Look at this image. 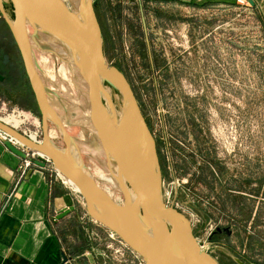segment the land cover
Here are the masks:
<instances>
[{"label":"rangeland","instance_id":"374dc122","mask_svg":"<svg viewBox=\"0 0 264 264\" xmlns=\"http://www.w3.org/2000/svg\"><path fill=\"white\" fill-rule=\"evenodd\" d=\"M63 1L73 9L72 0ZM108 1L93 0L105 58L126 74L155 137L165 203L190 219L194 235L218 264H264V25L259 13L247 1L191 9L113 0L123 7V17L116 21L111 12H104ZM3 4L12 18L11 4ZM27 27L32 57L52 108L88 172L123 204L119 183L104 177H114L115 170L87 118L88 86L79 67L54 51L45 40L49 33L34 35L31 25ZM12 40L0 20V54L17 55L13 69L23 73L27 84ZM155 55L163 68L155 67ZM24 90L15 103L0 96V116L20 111L27 121L22 124L15 116L20 121L16 128L27 127L42 140L31 86ZM114 92L119 109L121 96ZM47 132L59 147L66 146L51 120ZM70 188L85 210L79 190ZM94 221L98 264H143L140 253L108 237V228Z\"/></svg>","mask_w":264,"mask_h":264},{"label":"water","instance_id":"95a60500","mask_svg":"<svg viewBox=\"0 0 264 264\" xmlns=\"http://www.w3.org/2000/svg\"><path fill=\"white\" fill-rule=\"evenodd\" d=\"M8 2L12 6L13 17L9 18L5 13L3 0H0V10L6 17L19 49L40 111L43 136L41 142L36 143L1 119L0 131L48 157L59 174L77 187L88 214L115 231L140 253L143 264H218L212 255L201 248V241L194 235L190 219L163 199L156 140L128 78L105 58L93 0H80L78 11L70 9L63 0ZM28 25L33 28L34 35L39 31L55 35L77 56V66L88 86L90 120L108 161L121 179L125 195L123 204H119L101 188L88 172L74 139L52 108L32 57ZM106 84L116 89L121 96L119 112L116 114L111 110L114 113L111 119L108 118L109 110L103 99L105 97L109 107L114 106V101L103 93ZM49 120L59 127L66 141L65 147H59L51 139L47 132ZM5 145L16 155L22 158L26 156L11 141L6 140ZM34 162L42 167L47 165L38 159ZM74 208L70 202L58 217L67 215ZM165 230H171L177 248H170ZM66 260L63 253V262Z\"/></svg>","mask_w":264,"mask_h":264},{"label":"crops","instance_id":"0c3cea01","mask_svg":"<svg viewBox=\"0 0 264 264\" xmlns=\"http://www.w3.org/2000/svg\"><path fill=\"white\" fill-rule=\"evenodd\" d=\"M236 1L139 0L148 7L175 4L191 9ZM252 1L251 8L259 13L264 25V0ZM0 20L10 31L1 11ZM12 39L15 42L13 36ZM16 48L21 59L17 45ZM17 60V55L6 57L4 53L0 54V96L14 103L19 99L18 95L24 96V86H30L27 74L28 85L24 82L23 73L13 69L12 62ZM5 141L0 136V264H98L99 259L95 258L97 255L93 251L95 221L85 206L84 210L77 204L70 185L50 164L32 167L20 178L18 165L22 157L13 153ZM70 202L74 210L58 217ZM96 226L97 231L102 230L99 225ZM63 253L67 257L65 262Z\"/></svg>","mask_w":264,"mask_h":264},{"label":"bare ground","instance_id":"6f19581e","mask_svg":"<svg viewBox=\"0 0 264 264\" xmlns=\"http://www.w3.org/2000/svg\"><path fill=\"white\" fill-rule=\"evenodd\" d=\"M3 2L4 3H7L8 2V0H3ZM79 6H80V4H79V2L78 1H76V0H72V8H73V10H77V9H79ZM78 11V10H77ZM45 40L47 41V42H49L52 46H53V49H54V51L56 52V53H58V55L59 56H61V58L64 60V61H66V62H68V63H75L76 65H78L79 66V61H78V58H77V56L74 54V52L63 42V41H61V39H59L58 37H56L55 35H52V34H50V35H46L45 36ZM54 52V53H55ZM62 69H64V68H62ZM104 94H106L107 96H109L111 99L112 98H114L113 96H116V94H115V92H114V88L112 87V86H110V85H105V88H104V92H103ZM87 98V97H86ZM103 101L105 102V104H106V107H107V109L109 110V113H108V118H113L114 117V113L112 112V111H114L116 114L119 112L118 110V108L115 106V101H114V106H111V107H109V105L106 103V101H105V97H104V99H103ZM82 105V104H81ZM84 106H86V107H88V111H87V118H89L90 119V102H89V99H87V102H85V104H84ZM112 110V111H111ZM5 123H7V124H9V125H11V126H13L14 128H16L17 126H18V124H19V120H17V119H15V115H10L9 117H2L1 118ZM91 121V120H90ZM87 122V121H86ZM89 122V121H88ZM21 123H23V121L21 122ZM20 123V124H21ZM119 123V122H118ZM120 124V123H119ZM122 125H119V127H121ZM95 137V136H94ZM94 137H92L91 136V138H92V140L94 139ZM82 138V137H81ZM89 138V137H88ZM90 139V138H89ZM32 140H34V139H32ZM62 177V176H61ZM106 179H108V180H113L116 184H118L119 183V186H120V188L121 189H123V187H122V184L120 183V181H121V179H120V177L118 176V173H117V170H116V172H115V174H114V177H111V176H104ZM63 180H65L70 186H74V184L70 181V180H68L67 178H65V177H63ZM119 181V182H118ZM113 182V183H114ZM75 187V186H74ZM75 189H77V187H75ZM78 190V189H77ZM165 232V236L167 235V237H168V240H169V245H170V248H177V241H176V239L174 238H172L173 236H172V232H171V230H168V231H164ZM203 249V248H202Z\"/></svg>","mask_w":264,"mask_h":264},{"label":"built area","instance_id":"2783aa9c","mask_svg":"<svg viewBox=\"0 0 264 264\" xmlns=\"http://www.w3.org/2000/svg\"><path fill=\"white\" fill-rule=\"evenodd\" d=\"M238 1H240V2L247 1L248 2V0H238ZM10 115H15V116L21 117L20 119L23 121V123L27 121L26 116H24V114L21 113L20 111L16 112V110H13L12 112L7 113L5 116H10ZM5 116H3V117H5ZM1 117L2 116H0V119H1ZM18 128H16V129H18ZM20 131L23 132L31 140L34 139L33 140L34 142H36V143H40L41 142V140L39 139V137H38V135H37V133L35 131H32L31 129H29L27 127L20 128ZM0 136L4 140L11 141L14 145H16L18 148H20L23 152H25L26 156L22 158L20 164L18 165V171L20 173V178H23L26 175V173L29 171V169H31L32 167L38 166V164L34 162L35 159L45 161L46 164H48V163L50 164L51 163V160L48 157H46L45 155H43V154H41V153H39L37 151H34L33 149L29 148L28 146H26L25 144H23L19 140L9 136L5 132L0 131ZM168 194H170V192H168ZM107 235H108V237H111V239H115L116 238L118 242H121V243L125 242L115 231L111 230L110 228H108ZM205 246H206V244H204L202 242L201 243V248L206 249Z\"/></svg>","mask_w":264,"mask_h":264},{"label":"trees","instance_id":"16d2710c","mask_svg":"<svg viewBox=\"0 0 264 264\" xmlns=\"http://www.w3.org/2000/svg\"><path fill=\"white\" fill-rule=\"evenodd\" d=\"M104 2H105V0H104ZM108 2H110L109 3V6H108L107 9H105L104 12H107V11L111 12L112 15H113L112 17L115 18L116 21H120L122 19V17H123V9H122L123 7H122V5L120 3L114 4L113 3V0H109ZM110 4H113V5L111 6ZM145 47L146 46H145V43H144L143 47L140 50V52H141L142 55H145L146 54V48Z\"/></svg>","mask_w":264,"mask_h":264},{"label":"flooded vegetation","instance_id":"af4514ba","mask_svg":"<svg viewBox=\"0 0 264 264\" xmlns=\"http://www.w3.org/2000/svg\"><path fill=\"white\" fill-rule=\"evenodd\" d=\"M155 58H156V55H155ZM155 58H154V62H155L154 65H155V67H158V66L161 65L162 68H163V65L161 64V63H163V61H161V63H159L158 60H157V58H156V59H155ZM154 65H153V66H154ZM118 68L123 72V70H122L120 67H118ZM123 73H124V72H123ZM124 74H125V73H124ZM125 75H126V74H125ZM25 99H26V101H27L26 103H29L28 96H27ZM137 100H138V99H137ZM138 102H139V101H138ZM26 105H28V104H26ZM30 109H31V108H30ZM149 127H150V126H149ZM150 130H151V129H150ZM154 138H155V137H154ZM241 263H243V261H242Z\"/></svg>","mask_w":264,"mask_h":264}]
</instances>
